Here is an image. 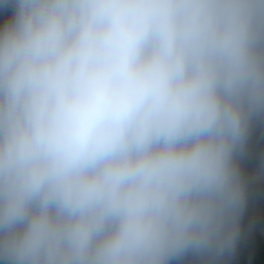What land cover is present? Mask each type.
Masks as SVG:
<instances>
[{"label":"clouds","instance_id":"1","mask_svg":"<svg viewBox=\"0 0 264 264\" xmlns=\"http://www.w3.org/2000/svg\"><path fill=\"white\" fill-rule=\"evenodd\" d=\"M257 127L264 0H0V264H224Z\"/></svg>","mask_w":264,"mask_h":264},{"label":"trees","instance_id":"2","mask_svg":"<svg viewBox=\"0 0 264 264\" xmlns=\"http://www.w3.org/2000/svg\"><path fill=\"white\" fill-rule=\"evenodd\" d=\"M248 178V198L241 217V234L235 254L224 264H264V252L253 242L264 235V177L254 178L264 167V130H255L248 156L241 160Z\"/></svg>","mask_w":264,"mask_h":264}]
</instances>
